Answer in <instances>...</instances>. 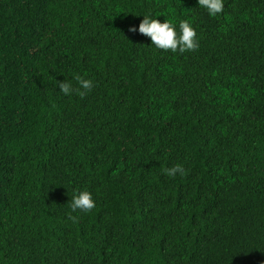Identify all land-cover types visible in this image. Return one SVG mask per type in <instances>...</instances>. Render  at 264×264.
<instances>
[{"label":"trees","instance_id":"1","mask_svg":"<svg viewBox=\"0 0 264 264\" xmlns=\"http://www.w3.org/2000/svg\"><path fill=\"white\" fill-rule=\"evenodd\" d=\"M0 264H264V0H0Z\"/></svg>","mask_w":264,"mask_h":264},{"label":"clouds","instance_id":"2","mask_svg":"<svg viewBox=\"0 0 264 264\" xmlns=\"http://www.w3.org/2000/svg\"><path fill=\"white\" fill-rule=\"evenodd\" d=\"M199 8L205 9L210 16H217L224 10V0H197ZM143 20L137 28L133 25L132 32H139L141 35L150 37L152 45L157 49L171 51L173 53H185L195 51L199 46L197 30L189 19L181 20L177 23L174 18H166L163 22L151 14L143 15ZM78 82L79 87L73 88L68 78L59 83V91L64 95H71L74 91L84 98L94 88L91 79L83 78L79 75L73 77ZM185 169L182 165H176L167 170V174L175 177L178 173L183 175ZM71 209L73 212H90L96 206V200L92 191L84 189L71 196ZM75 219V217H73Z\"/></svg>","mask_w":264,"mask_h":264}]
</instances>
